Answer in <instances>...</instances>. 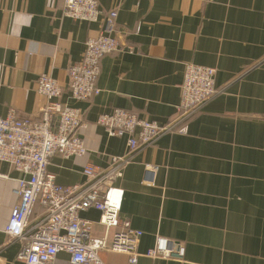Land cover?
<instances>
[{"label":"crops","instance_id":"obj_1","mask_svg":"<svg viewBox=\"0 0 264 264\" xmlns=\"http://www.w3.org/2000/svg\"><path fill=\"white\" fill-rule=\"evenodd\" d=\"M116 10L119 50L101 59L98 94L59 100L79 108L85 123L82 157L53 155L47 167L62 185L83 182L87 164L102 168L125 154L126 136H108L97 117L115 108L167 123L176 112L184 67L215 68L220 93L172 130L136 149L117 180L121 220L142 231L134 264H264V0H97ZM63 0H0V116L15 110L39 118L46 98L36 78L47 73L67 85L68 67L101 20L77 21ZM22 174L0 162V264L16 259L19 240L4 229ZM36 211H40L39 206ZM102 237L100 212L80 213ZM113 229L109 230L111 233ZM158 237L183 244L181 261L144 255ZM104 264H130L126 254L99 252ZM52 264H74L67 252Z\"/></svg>","mask_w":264,"mask_h":264},{"label":"built area","instance_id":"obj_2","mask_svg":"<svg viewBox=\"0 0 264 264\" xmlns=\"http://www.w3.org/2000/svg\"><path fill=\"white\" fill-rule=\"evenodd\" d=\"M62 12L77 21L101 20V29L87 38L81 58L68 67L66 86L47 73L37 76L36 91L46 98L38 119L22 120L13 109L0 116V162L22 174L14 189L17 201L4 231L8 239L20 241L16 259L22 264H52L60 251L67 252L74 264H104L101 251L126 254L128 262L134 264L141 255L137 246L142 231L120 219L116 182L136 149L151 144L162 133L184 132L185 120L221 92L215 86L216 70L195 63L185 65L176 112L165 124L121 108L99 115L96 123L108 136H126L125 154L112 156L106 168L87 164L83 182L62 185L47 169L51 157H82L87 149L79 132L85 125L80 109L59 98L64 89L75 100L98 94L101 59L119 50L113 34L116 10L102 12L97 0H63ZM89 208L100 212L99 223L105 228L102 237L92 236L93 222L80 216ZM184 252L182 243L158 237L144 255L181 261Z\"/></svg>","mask_w":264,"mask_h":264}]
</instances>
